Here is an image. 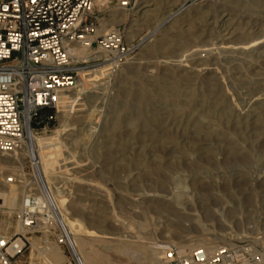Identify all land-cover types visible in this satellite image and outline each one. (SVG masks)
Listing matches in <instances>:
<instances>
[{
    "label": "rangeland",
    "instance_id": "374dc122",
    "mask_svg": "<svg viewBox=\"0 0 264 264\" xmlns=\"http://www.w3.org/2000/svg\"><path fill=\"white\" fill-rule=\"evenodd\" d=\"M115 4L107 3L111 8L101 13L99 34L114 14L119 19L125 13V21L109 28L134 46L132 58L119 67L90 62L79 86L66 93L71 100L54 127L38 136L63 131L58 170L68 171L60 173L59 188L72 218L110 232H125V221L130 234L146 239L138 244L79 235L83 246L101 264H141L153 243L180 244L171 221L182 215L175 207L187 202L195 217L225 207L233 221L208 222L204 234L187 233V243L204 240L216 247L253 240L264 253V0H159L141 10L138 2L131 11ZM28 134L17 163L0 170V189L27 186L47 194L48 180L42 163L33 165L35 157L41 160ZM193 190L202 192L200 198L190 197ZM157 193L168 202L153 211ZM2 202L0 197L1 232L12 236L20 206L11 212ZM64 226L59 223V233L66 236ZM39 236L20 264H50ZM71 237L64 246L53 238L50 246L62 251V264H82L83 247ZM123 243L127 251L111 249Z\"/></svg>",
    "mask_w": 264,
    "mask_h": 264
},
{
    "label": "built area",
    "instance_id": "2783aa9c",
    "mask_svg": "<svg viewBox=\"0 0 264 264\" xmlns=\"http://www.w3.org/2000/svg\"><path fill=\"white\" fill-rule=\"evenodd\" d=\"M112 0H0V152L20 150L28 133L52 129L62 109V95L79 86L90 62L112 67L126 64L135 51L119 30L99 34L101 13ZM131 11L139 0H115ZM109 8H111L109 6ZM106 7V10L109 9ZM93 50L79 55L75 46ZM33 165H40L34 158ZM16 181L11 178L10 182ZM0 264H20L40 235L39 250L48 251L59 233L55 209L47 194L28 189L18 212L20 231L1 232ZM62 224V223H60ZM67 232V231H66ZM264 253L253 240L216 247L164 245L159 264H263ZM64 264H77L69 259Z\"/></svg>",
    "mask_w": 264,
    "mask_h": 264
},
{
    "label": "bare ground",
    "instance_id": "6f19581e",
    "mask_svg": "<svg viewBox=\"0 0 264 264\" xmlns=\"http://www.w3.org/2000/svg\"><path fill=\"white\" fill-rule=\"evenodd\" d=\"M158 1L159 0H140L139 1V7H140L139 9L141 10L143 8H146V7H149L152 5H156L158 3ZM148 11L151 13L153 11L154 12L157 11V9L147 10V11H145L144 15H148V14H146V12H148ZM145 17H147V16H145ZM126 19H127V15L125 13H123L119 19H117V16L114 14L113 18L109 19V21L106 24H104L105 30L104 29L103 30L108 32V31H110L109 27L113 26L117 22H123ZM156 24H157V22H156ZM156 28H158V29L161 28V25L158 24L156 26ZM73 46H75L76 51L79 55H86V56L90 55L91 56L94 54V53H91L93 50L86 49V48H80L77 45H73ZM158 48H160V47H158ZM164 51H165V49H164ZM70 100H71V98L66 93H63V95H62V106L63 105H64L63 107L67 106L69 104ZM64 110L66 112V109H64ZM62 135H63V131L58 130L56 133V136H54V137H51V136L50 137H45V136L43 137V136H38L34 133H31V138H32V144H33L34 148L37 149L38 155H39L40 160H41V162L39 161V163H42V169L44 170L46 180H48L49 192H47V195L49 196L50 201H51V203L55 209L58 220L60 221V223L65 225L66 228L68 227L67 231H68V234L70 236L72 235V237H71L72 240L77 241L83 247V249H82L83 251L81 250L82 254L80 252V255L82 256V264H101V262L97 257L93 256V254H94V253L92 254L93 250L91 251L90 249H87L83 246V240L79 235H85V237L88 236V237H92V238L107 237V238H113V239H117V240H121V241L131 240V241L138 243V244L144 243L146 237L142 236L141 234H137V235L130 234L131 230H132V228H131L132 226L127 224V222L125 223V221L123 222V224L126 227L125 232H121V231L110 232V231H108V229L96 230V229H92V228H86L76 218H72L69 215V213L65 207V203L67 202V200L65 197H63L61 195V191H63L62 190L63 188H59L61 181H62L61 179L64 178V176H62V174H65V172L68 171V169L64 170V172L63 171L61 172L58 170L62 167L61 164L59 165V162L62 158L61 149H60V139H61ZM64 160L67 161L66 158H64ZM17 161H18L17 151L16 152H9V153H1L0 152V170H3L7 163L16 164ZM19 162H20V160H19ZM18 167L22 168L20 165ZM15 170H16V168H15ZM60 173H62V174L60 175ZM55 180H59V182L52 183V181L54 182ZM72 180L73 179H71V178H66L65 182L66 183L72 182ZM215 184L219 185V182H217L215 180ZM3 186L4 187L0 189V197L2 198L4 204H6L12 212L17 207L21 206V201H22L23 197L25 196L26 192L28 191V187L26 186L24 191L23 190L21 191L18 188H14V187H11V186H8L5 184ZM164 192H162V194H164ZM199 192L200 191H198V190L197 191L193 190L190 197L191 198H193V197L200 198V195L202 194V192H201V194ZM166 193H167V196L172 194L171 192L170 193L166 192ZM167 199H168V197H166V195H161V194L159 195L157 193L151 199V202H152L151 209H153V211H154V210H160V209L164 208L165 206H164L163 202H164V200L166 201ZM167 202L168 201H166L165 203H167ZM188 205L189 204L187 202L183 203V204L179 203V206L175 207L176 210H178V211L180 210L181 214H182V215L178 216L177 218H174L171 221L176 226L175 227L176 230L174 232L175 236L180 238L181 241L179 243L181 245L183 243H185V244H183V246H192V247L193 246H209V244H207L208 242L206 243V242H204V240H200L201 242L199 241V242L187 243V241H189L191 239L187 233H189L191 231H195L197 233H199V232L203 233L205 231H208L209 230L208 222L217 221V222L221 223L223 221V219L226 221H229L227 218V213H229V212L226 211L225 207H218L217 210L204 211L205 213H204L203 219H202L201 217H195V214L193 215V213L191 214L190 212L194 211L195 209L192 207H189ZM203 208L204 207H202V209ZM198 212H197L198 214H200V213L203 214V210H201V209L198 210ZM216 212L220 213V217H216V215H215ZM231 222L233 223V221H231ZM231 222H230V224H231ZM164 223L167 226H169V224H170L169 222L167 223V221L166 222L164 221ZM117 224L119 225V224H121V222H117ZM19 231H20V225L18 223L17 232H19ZM128 245L129 244H127V243H123L122 245L116 246V247L111 248V249L115 250L116 252H125L128 250V247H129ZM163 248H164V245H159L158 243H153L152 249H150L140 259V263L141 264H157L158 261L162 257L161 253H163ZM43 255L45 256L47 261H49L50 264H62L63 261L65 260V256L63 255L62 251L57 249L55 246L50 247L48 249V251H44Z\"/></svg>",
    "mask_w": 264,
    "mask_h": 264
}]
</instances>
